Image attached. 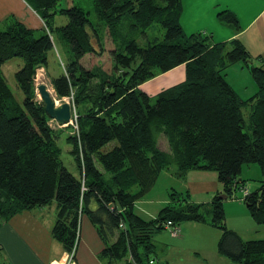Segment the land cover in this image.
Listing matches in <instances>:
<instances>
[{
    "label": "trees",
    "instance_id": "1",
    "mask_svg": "<svg viewBox=\"0 0 264 264\" xmlns=\"http://www.w3.org/2000/svg\"><path fill=\"white\" fill-rule=\"evenodd\" d=\"M24 1L45 30L36 38L13 21L0 31V66L13 58L23 60L14 75L21 103L0 72V224L54 205L51 236L67 255L73 253L72 260L85 216L103 245L98 255L102 264H154L149 258L153 234L166 222L174 227L209 222L221 231L220 256L233 264H264V239L243 240L229 230L218 198L243 202L251 220L264 228V70L253 64L240 41L211 45L201 34L186 36L180 0H91L93 19L78 6L59 7L61 0ZM55 15L65 16L67 23L53 27ZM218 19L239 30L231 12H220ZM154 23L163 31L162 41L141 45L145 37L139 35ZM53 34L67 54L51 85L58 99L72 96L77 129L65 127L72 130L65 142L77 176L61 160L64 131L50 127L52 120L36 99L34 76L48 67ZM106 37L113 44L111 70L84 67L88 56L105 52ZM240 63L257 88L247 101L225 80L226 70ZM181 65L182 83L154 97L140 90ZM160 140L167 150L159 148ZM251 165L258 166L263 178L253 191L240 178L242 168ZM170 170L178 180L190 172H214L222 192L205 205L191 203L187 191L174 190L169 198L176 206L168 205L146 221L136 214L135 204Z\"/></svg>",
    "mask_w": 264,
    "mask_h": 264
},
{
    "label": "crops",
    "instance_id": "2",
    "mask_svg": "<svg viewBox=\"0 0 264 264\" xmlns=\"http://www.w3.org/2000/svg\"><path fill=\"white\" fill-rule=\"evenodd\" d=\"M69 1L68 8L74 4L73 0ZM180 4V25L185 35L199 33L208 37L211 45L238 40L252 57L253 64L262 66L264 70V0H180ZM222 11H229L236 17L239 24L238 31L218 19V14ZM10 21H15L33 32L43 34L45 30L44 23L38 14L24 0H0V22ZM105 55L109 56V53ZM100 62L98 61L97 65H102ZM234 69L237 73L235 83H232L230 77L234 76V73H231ZM244 69L246 67L241 63L229 67L225 72V80L240 100L247 101L256 94L257 88ZM184 77L185 68L181 65L142 84L140 90L148 96H156L161 91L182 83ZM195 174H198V177L190 175L189 178L192 179L181 180L183 190L178 192L187 191L191 203L209 205L212 199L222 192L217 175L214 172H195ZM232 201L238 202L234 199ZM138 203L139 201L135 204V210ZM238 205L244 204L241 202ZM55 214V206L52 205L22 212L7 222L1 223L0 262L5 264H102L98 255L103 245L89 220L85 216L80 219L79 240L74 258L70 260L61 245L51 236ZM183 231L182 227L179 233ZM214 252L222 264L224 257L220 256L216 249Z\"/></svg>",
    "mask_w": 264,
    "mask_h": 264
},
{
    "label": "rangeland",
    "instance_id": "3",
    "mask_svg": "<svg viewBox=\"0 0 264 264\" xmlns=\"http://www.w3.org/2000/svg\"><path fill=\"white\" fill-rule=\"evenodd\" d=\"M69 0H61L59 2V7L68 8ZM70 2V1H69ZM74 6L82 8L85 12L90 13L91 19L94 18L93 4L91 0H73ZM72 6V5H71ZM13 21L8 23L0 22V31L5 30L6 24H11ZM67 23V18L61 15H55L52 19L53 27L64 26ZM146 34H140L139 36L145 37L141 45L146 44V42L159 43L163 39V31L157 24H152L146 31ZM41 33L34 32V36L38 38ZM199 34V33H196ZM190 36V35H186ZM54 47L48 55V67L46 69L40 68L36 71V74L40 76V81L35 80V93L36 99L40 101L39 95L37 93V87L39 85H44L46 89L53 92V100L59 105L62 102H68L71 104L70 96L58 99L51 85V79L61 74L63 70V64L66 63L67 54L65 53L64 46L59 42L56 35H52ZM105 52L101 56H88L84 61L83 65L86 68H92L97 65L98 61L102 63L101 67L105 68L107 71L111 70V59L110 56L105 55L107 52L113 49V44L111 43L109 37L104 39ZM110 59V61H109ZM23 60L21 58H13L6 61L0 66V72L7 84L8 88L11 90L15 99L21 103L22 95L16 87L15 73L22 67ZM103 68V69H104ZM247 75L250 77L249 71L244 69ZM231 73L234 76L230 77L231 82L235 83L236 70L234 69ZM247 77V79L249 78ZM185 78V77H184ZM181 83V82H180ZM253 83V82H252ZM155 96V95H154ZM152 96V97H154ZM154 100H151L153 103ZM71 107V106H70ZM72 109V107H71ZM249 106L243 110L244 117H247L249 113ZM52 129L59 130L62 129L64 133L60 136L59 147L62 150L61 160L64 167L73 175L77 176V171L72 155L70 154L71 146L65 142L66 137L71 133L69 127L74 128L71 123L65 126H58L54 121L49 122ZM159 148L161 150H167V145L164 140L159 141ZM170 171H164L158 177L156 183L152 189L139 201L136 205V212L142 218L149 220L150 218H155L158 212L168 206H176V204L171 203L169 195L172 194L174 190L180 191L183 186L181 180L174 179ZM186 176V180L193 175L194 177L198 174L191 172ZM240 178L245 180L250 191L257 189L260 185V181L263 179L260 170L257 165L244 166ZM192 179V178H189ZM238 197V194H236ZM233 200V198H231ZM231 199L223 200V207L225 211V226L229 230H233L237 233L243 240H259L264 239V228L257 226L249 217L246 210V206L238 205L241 201L238 200L234 203ZM235 200V199H234ZM233 202V203H232ZM243 203V202H242ZM147 210V211H145ZM144 212V213H143ZM206 219L209 220L210 216L208 211L205 213ZM182 227L184 228L183 233H179ZM178 236L172 237L170 235V230L163 229L157 231L153 234L152 245L153 251L149 254V258L154 262V264H221L215 255V249L219 237L221 236V231L209 226V222L205 224H198L192 222L181 223L178 227ZM225 259V258H224ZM222 264H233L227 259L223 260Z\"/></svg>",
    "mask_w": 264,
    "mask_h": 264
},
{
    "label": "water",
    "instance_id": "4",
    "mask_svg": "<svg viewBox=\"0 0 264 264\" xmlns=\"http://www.w3.org/2000/svg\"><path fill=\"white\" fill-rule=\"evenodd\" d=\"M37 93L49 119L60 126H65L70 122L72 109L67 102H62L57 105L44 85H39L37 87ZM218 198L223 201L227 199V196L220 195Z\"/></svg>",
    "mask_w": 264,
    "mask_h": 264
},
{
    "label": "built area",
    "instance_id": "5",
    "mask_svg": "<svg viewBox=\"0 0 264 264\" xmlns=\"http://www.w3.org/2000/svg\"><path fill=\"white\" fill-rule=\"evenodd\" d=\"M70 100H71V104L68 103L71 107H72V111H71V120L69 123H71V125L73 126V123H74V128L77 129V126H76V118H77V115L75 114V109H74V106H73V100H72V96H70ZM244 195H246V191L243 193ZM164 229L166 230H170V235L172 237H177L178 236V230L170 223V222H166L164 225H163ZM69 259L72 260V257H73V253L68 255ZM150 264H152V262H150Z\"/></svg>",
    "mask_w": 264,
    "mask_h": 264
},
{
    "label": "bare ground",
    "instance_id": "6",
    "mask_svg": "<svg viewBox=\"0 0 264 264\" xmlns=\"http://www.w3.org/2000/svg\"><path fill=\"white\" fill-rule=\"evenodd\" d=\"M35 80H36V82L40 81V76L38 74H36ZM49 93L53 96V92L49 91Z\"/></svg>",
    "mask_w": 264,
    "mask_h": 264
}]
</instances>
